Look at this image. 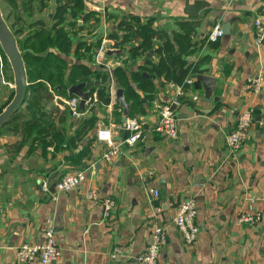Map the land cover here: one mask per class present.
<instances>
[{"label":"crops","instance_id":"crops-1","mask_svg":"<svg viewBox=\"0 0 264 264\" xmlns=\"http://www.w3.org/2000/svg\"><path fill=\"white\" fill-rule=\"evenodd\" d=\"M23 2L26 0H0L1 17L19 50L28 34L37 29L34 21H43L44 28L50 30L56 7L55 0H44L46 7L39 10L38 2L33 1L29 11ZM83 3L84 13L95 17L92 15L78 29L68 25L74 19L66 14L65 28L73 33L71 50L68 54L50 50L66 61V75L74 64L106 71L110 100L107 104H84L83 109L79 107L80 114L72 116L64 102L76 96L69 95L72 84L63 91L59 86L57 91L43 82L44 90L25 91L24 101L12 114L16 117L11 119V115L2 124L0 264H14L15 251L21 244L42 243L47 227L54 231L61 264H139L137 257L157 223L167 237L159 252V264H264V85L259 94L245 88L251 77L261 78L264 84V41L256 44L253 25L255 18L264 23V0ZM123 17L135 23L151 21L154 29L170 36L189 31L191 52L182 57L185 66L200 70L186 76L192 77L191 84L183 83L186 77L181 83L161 77L153 78V92L136 90L140 105L126 102V117L142 123L143 135L132 146L121 137L123 109L114 93L123 87L116 85L113 70L123 67L126 78L137 88L132 72L145 66L146 58L156 62L158 57L154 53L139 54L133 61L128 52L130 43L114 47L123 31H116V39L109 34ZM77 24H82L80 19ZM215 24H228L229 32L211 43L206 37ZM80 36L90 42L101 39L90 60L74 55ZM153 43L156 47L159 41L154 39ZM100 47L105 49L102 65L94 61ZM114 49L121 52L106 54ZM143 74L149 76L145 71ZM197 74L216 79L209 102ZM178 84L182 94L176 108L177 131L170 139L154 130L157 107L174 99ZM92 89L91 85L90 90H82L97 97ZM4 94L0 91L1 111L13 97ZM35 97H41V103L29 108ZM245 108L253 109V122L240 149L231 154L225 136ZM42 112L45 116H40ZM102 127L110 130L117 147L111 161L104 159L110 146L97 138ZM79 170H85L86 176L77 187L55 192L58 179ZM42 182L48 191H43ZM151 188L158 191L157 196L149 193ZM89 190H95L96 200L87 197ZM105 198L113 201L107 216H103L102 208ZM188 198L194 201L198 226L190 246L172 223L177 205ZM244 214L260 215L262 221L254 225L241 222ZM28 264H36V260Z\"/></svg>","mask_w":264,"mask_h":264},{"label":"trees","instance_id":"trees-1","mask_svg":"<svg viewBox=\"0 0 264 264\" xmlns=\"http://www.w3.org/2000/svg\"><path fill=\"white\" fill-rule=\"evenodd\" d=\"M33 1L38 2L39 10L46 7L44 0H26L25 3L23 2V5L27 6V10H32L31 2ZM55 2L56 7L52 15L54 22L50 30L44 28L43 21L36 20L34 21V25L37 29L29 33L25 42L20 45L27 81L29 82L25 91L28 89H32L35 92L44 90L43 86L45 84L43 82H47L54 89L60 86V90L62 91L71 84L91 82L92 91H95L97 94V102L107 104L110 100V95L106 71L102 69L93 70L84 64H74L71 66L68 75H66V61L50 50L51 48H55L63 54H68L71 50V36L73 33L67 31L65 28L66 14H69L74 19L73 23H69L68 25L78 29H82L84 23L88 22L92 15L94 17L95 15L88 12L84 13L83 0H55ZM79 19L82 22L81 25L77 24V20ZM118 30L123 31L120 38L116 33ZM109 37L119 38L114 43V47L116 48L130 43L128 52L133 61L139 54L154 53L158 57L156 62H152L149 58H146L147 64L140 66L136 72H132L131 79L136 83L137 88H134L126 78L123 67H116L113 70L114 79L117 81L116 85L123 87L125 101L131 102V106L133 102L140 105L137 89L144 93H150L155 90L153 78L162 77L165 81L181 83L188 74L200 71L197 66H185L186 62L182 57L191 52L192 43L189 31L185 34L173 33V36H170L164 30L154 29L151 21L135 23L123 17L117 22L115 29L109 34ZM154 39L159 41L156 47L153 43ZM100 42V38L94 42H90L80 36L74 50L75 57L77 59L90 60L93 49L98 48ZM143 71L149 76L144 75ZM39 103H41V97H35L29 102L28 107H33L36 104L39 105ZM40 116H45V114L42 112ZM15 117L16 114L12 115L11 119ZM26 126H28V122ZM32 128L35 130L40 129L36 125H33Z\"/></svg>","mask_w":264,"mask_h":264},{"label":"built area","instance_id":"built-area-1","mask_svg":"<svg viewBox=\"0 0 264 264\" xmlns=\"http://www.w3.org/2000/svg\"><path fill=\"white\" fill-rule=\"evenodd\" d=\"M255 42L260 45L264 41V23L260 18H255L254 22ZM224 35L223 29L220 24H215L207 34L208 42H216ZM105 49L106 46H105ZM105 49L100 47L94 55V61L98 65H102L101 59L104 56ZM192 77L188 76L184 79L183 83L191 84ZM112 83V82H111ZM263 81L259 77L248 78L245 88L252 91L254 94H259ZM182 94L181 85H176V95L170 102L158 105L157 115L158 121L154 128L155 131L161 133L166 138H174L177 131V114L176 108L180 105L179 95ZM79 100L78 96H72L65 100L72 116H78L79 113ZM97 102L95 94L89 96L85 101L86 105H93ZM253 122V109L245 108L241 110L236 119L235 126L225 136V144L227 150L232 154L240 149L246 140L251 124ZM123 128L127 132L124 142L132 146L137 141L142 139V123L135 118L126 117ZM97 138L106 142L110 149L104 154V159L111 161L113 156L117 153V147L113 145L110 130L107 127H102L97 131ZM86 176L85 170H79L75 173H68L63 175L54 185L55 192H67L77 187ZM43 191H48V186L45 182L41 184ZM149 193L153 196L158 195L156 189H149ZM87 197L91 200L97 199L95 190H89ZM113 206V201L110 198L102 200L103 216H107L109 210ZM196 207L192 198L181 201L175 210L172 223L176 230L179 231L186 245L190 246L196 239L198 234V226L195 222ZM239 220L248 224H259L262 221L260 215L257 214H244L241 215ZM44 241L42 243H23L15 251L14 264H28L36 260V264H61V250L57 245L54 237L52 227H47L44 231ZM167 240L164 228L160 224H155L152 228L150 241L146 248L138 255L137 260L139 264H159V252L165 245ZM114 256V255H113Z\"/></svg>","mask_w":264,"mask_h":264},{"label":"water","instance_id":"water-1","mask_svg":"<svg viewBox=\"0 0 264 264\" xmlns=\"http://www.w3.org/2000/svg\"><path fill=\"white\" fill-rule=\"evenodd\" d=\"M223 32H229V25L225 24L222 26ZM0 48L12 69L13 80H14V94L10 102L5 106V108L0 112V127L2 124L13 114L15 113L19 106L24 101V94L26 90L27 83V75L25 70V63L21 56V53L17 47V42L13 33L7 27L3 18L0 14ZM121 50H107V55H116L119 54ZM196 79L201 82L204 89V98L206 102H209L212 96V93L215 89L216 79L214 77L205 75V74H197ZM3 83V77L0 69V85ZM91 82L87 83H78L76 85H72L69 87L68 92L69 95H76L80 98L79 107L80 109L84 108L85 101L88 99V91H83V88L90 90ZM115 99L119 102V105L123 109V117L122 121L124 122L128 113L129 106L125 101L123 95V89L117 88L115 90ZM122 140L125 139V130H122Z\"/></svg>","mask_w":264,"mask_h":264},{"label":"rangeland","instance_id":"rangeland-1","mask_svg":"<svg viewBox=\"0 0 264 264\" xmlns=\"http://www.w3.org/2000/svg\"><path fill=\"white\" fill-rule=\"evenodd\" d=\"M15 16H16V14H15ZM19 51L21 53V50H19ZM0 69L2 72V76L5 79V83L0 86V91L5 92V94H4L5 97L9 96L10 94H11V96H13V94H14L13 73H12V69L10 67V64L8 62V59L6 58L4 53L2 52L1 48H0ZM7 93H8V95H7ZM0 101H1V99H0Z\"/></svg>","mask_w":264,"mask_h":264}]
</instances>
